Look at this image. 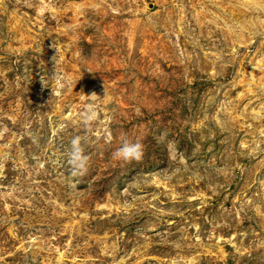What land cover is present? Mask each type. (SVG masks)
<instances>
[{
    "label": "rangeland",
    "instance_id": "obj_1",
    "mask_svg": "<svg viewBox=\"0 0 264 264\" xmlns=\"http://www.w3.org/2000/svg\"><path fill=\"white\" fill-rule=\"evenodd\" d=\"M0 264H264V0H0Z\"/></svg>",
    "mask_w": 264,
    "mask_h": 264
},
{
    "label": "clouds",
    "instance_id": "obj_2",
    "mask_svg": "<svg viewBox=\"0 0 264 264\" xmlns=\"http://www.w3.org/2000/svg\"><path fill=\"white\" fill-rule=\"evenodd\" d=\"M95 118V111L91 106H85L83 113V121L85 124L91 122ZM30 135V134H29ZM144 146L139 139L124 138L119 147L113 153L112 158L124 163L142 158ZM65 163L68 167L69 175L75 177L82 175L87 171L89 164V156L84 150L82 138L74 136L69 141L65 149Z\"/></svg>",
    "mask_w": 264,
    "mask_h": 264
}]
</instances>
